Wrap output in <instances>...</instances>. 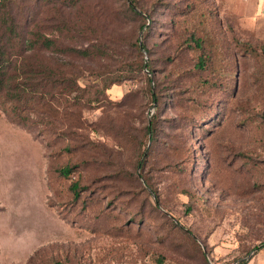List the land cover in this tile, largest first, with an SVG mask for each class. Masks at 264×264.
Wrapping results in <instances>:
<instances>
[{
	"label": "rangeland",
	"instance_id": "1",
	"mask_svg": "<svg viewBox=\"0 0 264 264\" xmlns=\"http://www.w3.org/2000/svg\"><path fill=\"white\" fill-rule=\"evenodd\" d=\"M14 1L89 54L56 133L0 113V264H259L264 3Z\"/></svg>",
	"mask_w": 264,
	"mask_h": 264
},
{
	"label": "trees",
	"instance_id": "2",
	"mask_svg": "<svg viewBox=\"0 0 264 264\" xmlns=\"http://www.w3.org/2000/svg\"><path fill=\"white\" fill-rule=\"evenodd\" d=\"M50 2L55 1L47 0ZM126 4L136 12L133 1L127 0ZM54 8L47 6L49 11ZM30 9L31 5L21 7L14 0H0V113L29 131L43 125L56 133L59 109L69 108L67 96L75 89L73 84H78L71 51L83 55L89 51L64 45L57 53L58 42L52 31L41 30V10L37 8L33 13ZM59 171L68 175L70 167L64 165ZM70 189L77 198L78 182L72 181ZM246 263L243 259L240 264Z\"/></svg>",
	"mask_w": 264,
	"mask_h": 264
},
{
	"label": "crops",
	"instance_id": "3",
	"mask_svg": "<svg viewBox=\"0 0 264 264\" xmlns=\"http://www.w3.org/2000/svg\"><path fill=\"white\" fill-rule=\"evenodd\" d=\"M259 2L263 4L264 3V0H259ZM259 264H264V259H262L261 261H259Z\"/></svg>",
	"mask_w": 264,
	"mask_h": 264
}]
</instances>
